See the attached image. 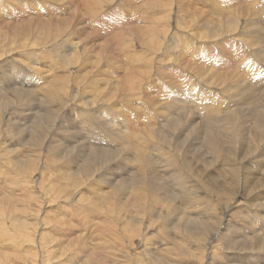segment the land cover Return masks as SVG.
<instances>
[{
  "label": "rangeland",
  "instance_id": "rangeland-1",
  "mask_svg": "<svg viewBox=\"0 0 264 264\" xmlns=\"http://www.w3.org/2000/svg\"><path fill=\"white\" fill-rule=\"evenodd\" d=\"M162 1L0 0V264H264V0Z\"/></svg>",
  "mask_w": 264,
  "mask_h": 264
},
{
  "label": "bare ground",
  "instance_id": "bare-ground-1",
  "mask_svg": "<svg viewBox=\"0 0 264 264\" xmlns=\"http://www.w3.org/2000/svg\"><path fill=\"white\" fill-rule=\"evenodd\" d=\"M155 1V0H154ZM163 1H165V0H163ZM162 1V2H163ZM141 3V2H140ZM165 3V2H164ZM133 5V4H132ZM161 6H162V4H160ZM164 5V4H163ZM133 7V6H132ZM135 8V7H134ZM218 10V9H217ZM135 11V10H134ZM142 11V10H141ZM172 11V10H171ZM164 12V11H163ZM235 14V13H234ZM234 14H232V12H231V14L230 15H233V17H234ZM238 14H239V12H238ZM235 15H237V13L235 14ZM238 16V15H237ZM239 16H240V14H239ZM230 17V16H229ZM228 16L226 17H224V18H229ZM186 18V17H185ZM238 18V17H237ZM88 19V18H87ZM216 19V18H215ZM230 19H231V17H230ZM227 20V19H226ZM225 19H224V21H226ZM155 22V21H154ZM223 22V21H222ZM230 22V21H229ZM226 23L227 25L229 24V26H230V24H231V22L230 23ZM187 23V22H186ZM217 23H218V21H217ZM236 23V22H235ZM252 24V23H251ZM201 25V24H200ZM217 25V24H216ZM219 25V24H218ZM221 25V24H220ZM238 25V24H237ZM104 26V25H103ZM203 26V25H202ZM224 26V25H223ZM226 26V25H225ZM233 25H231L230 27L231 28H235L236 29V27H232ZM235 26V25H234ZM227 27V26H226ZM216 28H219V27H216ZM228 28V27H227ZM173 29V28H172ZM204 29V28H203ZM226 29V28H225ZM205 30V29H204ZM231 30V29H230ZM174 32V31H173ZM198 32V31H197ZM196 32V33H197ZM219 32V31H218ZM21 33V32H20ZM202 33V32H201ZM215 33V32H214ZM213 33V34H214ZM222 33V32H221ZM229 33V32H228ZM227 33V34H228ZM232 33V32H231ZM230 33V34H231ZM193 34V33H192ZM206 34H207V32H206ZM191 35V34H190ZM202 35V34H201ZM204 35V34H203ZM170 36V35H169ZM180 36V35H179ZM198 36V35H197ZM206 36H208V35H206ZM214 36V35H213ZM182 37V36H181ZM204 37H205V35H204ZM197 38V37H196ZM199 38V37H198ZM202 38V37H201ZM189 39V38H188ZM223 39H225V38H223ZM169 40V39H168ZM192 40V39H191ZM201 40V39H200ZM204 40V39H203ZM213 40V39H212ZM215 40V39H214ZM221 40V39H220ZM186 41V40H185ZM207 41V40H206ZM153 42V41H152ZM160 42V41H159ZM176 42V41H175ZM182 42H184V40H182ZM205 42V41H204ZM214 42V41H213ZM167 43V42H166ZM197 43V42H196ZM209 43V42H208ZM217 43V42H216ZM176 44V43H175ZM188 44V43H187ZM203 44V43H202ZM206 44V43H205ZM184 45H186V44H184ZM191 45V44H190ZM250 45V44H249ZM157 46V45H156ZM174 46V45H173ZM180 46H181V44H180ZM198 46V45H197ZM200 46V45H199ZM161 47V46H160ZM176 47V46H175ZM178 47H179V45H178ZM195 47V46H194ZM203 47V46H202ZM165 48V47H164ZM170 48V47H169ZM185 48H186V46H185ZM184 48V49H185ZM192 48V47H191ZM200 48V47H199ZM183 49V50H184ZM174 50V49H173ZM199 51V50H198ZM185 52V51H184ZM183 54H185V53H183ZM147 55V54H146ZM170 55V54H169ZM194 56V55H193ZM205 56V55H204ZM220 56V55H219ZM199 57V56H198ZM150 58V57H149ZM181 58V57H180ZM171 60V59H170ZM189 61V60H188ZM226 61V60H225ZM132 62H133V60H132ZM211 62V61H210ZM249 62V61H248ZM192 63H193V61H192ZM213 63V62H212ZM241 63V62H240ZM246 63V62H245ZM55 64V63H54ZM84 64V63H83ZM62 65V64H61ZM169 65V64H168ZM211 66V65H210ZM213 67V66H212ZM124 68V67H123ZM139 68V67H138ZM234 70V69H233ZM53 71V70H52ZM208 71V70H207ZM211 71V70H210ZM232 71V70H231ZM200 73V72H199ZM215 73V72H214ZM60 74V73H59ZM43 76V75H42ZM61 77V76H60ZM59 77V78H60ZM164 77V76H163ZM202 77V76H201ZM204 77L206 78V76L204 75ZM234 77V76H233ZM64 78V77H63ZM65 79V78H64ZM238 80V79H237ZM246 80V79H245ZM66 81V80H65ZM211 81V80H210ZM241 80H239V82H240ZM243 81V80H242ZM249 81V80H248ZM247 81V82H248ZM238 82V81H237ZM7 84V83H6ZM54 85V84H53ZM49 86H51V85H49ZM110 86H112L111 84H110ZM237 86V85H236ZM263 86H264V84H263ZM114 87V86H113ZM247 87V86H246ZM249 87H254V86H251V85H249ZM106 88H108V87H106ZM250 88V89H251ZM202 89V88H201ZM15 91H16V89H14ZM175 90V89H174ZM261 90V89H260ZM264 90V89H263ZM259 91V90H258ZM170 92V91H169ZM187 92V91H186ZM194 92V91H193ZM252 92V91H251ZM48 93V92H47ZM189 93V92H188ZM259 93V92H258ZM94 94H97V93H94ZM184 94H186V93H184ZM169 95V94H168ZM190 95V94H189ZM179 96V95H178ZM186 96V95H185ZM184 96V97H185ZM263 97H264V94L262 95ZM16 97H17V95H16ZM180 97V96H179ZM190 97V96H189ZM170 98V97H169ZM193 98V97H192ZM215 98V97H214ZM189 99V98H188ZM54 100V99H53ZM105 100V99H104ZM190 100V99H189ZM188 101V100H187ZM46 103V102H45ZM193 103V102H192ZM254 103V102H253ZM201 104V103H200ZM207 105V104H206ZM202 105H200V107H201ZM41 109H44V108H41ZM122 109V108H121ZM205 109V108H204ZM209 109V108H208ZM217 109V108H216ZM218 110H219V108H218ZM206 111V110H205ZM257 111V110H256ZM259 112V111H258ZM257 113V112H256ZM148 114V113H147ZM147 116V115H146ZM146 116H144V117H146ZM174 118V117H173ZM230 118V117H229ZM228 118V119H229ZM258 118V117H257ZM38 119V118H37ZM107 119V118H106ZM178 119V118H177ZM175 120V119H174ZM264 120V119H263ZM41 121V120H40ZM152 121V120H151ZM231 121V120H230ZM256 121V120H255ZM42 123H43V121H41ZM264 122V121H263ZM177 123V122H176ZM227 123V122H226ZM225 123V124H226ZM261 124H263L262 122H261ZM40 125V124H39ZM264 125V124H263ZM262 125V126H263ZM33 126V125H32ZM260 126V125H259ZM40 127V126H39ZM261 127V126H260ZM264 127V126H263ZM41 128V127H40ZM172 128V127H171ZM256 129H259L258 127L256 128ZM262 129V128H261ZM42 130V129H41ZM29 131H30V129H29ZM255 131H258V130H255ZM264 131V130H263ZM262 131V133H264ZM257 133H259L260 134V130L257 132ZM257 133H256V135H257ZM160 135V134H159ZM253 135H255V134H253ZM264 135V134H263ZM262 136V135H261ZM263 137V136H262ZM45 138V137H44ZM215 138V137H214ZM209 139H211V138H209ZM95 142V141H94ZM129 142V141H128ZM193 142V141H192ZM215 143L217 144V142H214V145H215ZM108 148V147H107ZM245 150V149H244ZM243 157V156H242ZM168 159V158H167ZM241 160V159H240ZM243 163V162H242ZM149 167H151V166H149ZM26 168H28V166L26 167ZM152 170V169H151ZM137 175V174H136ZM134 176V175H133ZM234 177V176H233ZM137 178V177H136ZM133 179V178H132ZM141 179H143V178H141ZM141 179H138L139 181H138V183H140V180ZM233 179V178H232ZM235 180V179H234ZM143 182V181H142ZM144 184V183H143ZM151 184V183H150ZM225 184H226V182H225ZM142 185V184H141ZM145 186V185H144ZM179 186V185H178ZM147 187V186H146ZM136 188H137V186H136ZM140 188H143V187H141L140 186ZM177 188V187H176ZM138 189H139V186H138ZM139 192H140V190H138ZM145 191V190H144ZM185 191V190H184ZM145 193V192H144ZM148 193V192H147ZM121 202V201H120ZM124 202V201H123ZM192 203V202H191ZM211 204V203H210ZM209 205V204H208ZM170 206V205H169ZM210 206V205H209ZM259 219V218H258ZM261 220V219H260ZM208 225L207 224H205V227H207ZM69 229V228H68ZM72 230V229H71ZM261 232H263V231H261ZM64 245H65V242L63 243ZM261 244H262V242H261ZM71 245V244H70ZM65 247V246H64ZM69 248H70V246H69ZM262 248V247H261ZM257 254V253H256ZM236 257V256H235ZM257 264V263H256Z\"/></svg>",
  "mask_w": 264,
  "mask_h": 264
}]
</instances>
